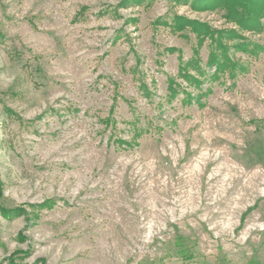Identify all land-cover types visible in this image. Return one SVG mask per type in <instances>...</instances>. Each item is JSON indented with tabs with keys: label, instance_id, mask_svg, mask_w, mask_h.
I'll return each mask as SVG.
<instances>
[{
	"label": "rangeland",
	"instance_id": "1",
	"mask_svg": "<svg viewBox=\"0 0 264 264\" xmlns=\"http://www.w3.org/2000/svg\"><path fill=\"white\" fill-rule=\"evenodd\" d=\"M223 1L0 0V264H264V17Z\"/></svg>",
	"mask_w": 264,
	"mask_h": 264
},
{
	"label": "trees",
	"instance_id": "2",
	"mask_svg": "<svg viewBox=\"0 0 264 264\" xmlns=\"http://www.w3.org/2000/svg\"><path fill=\"white\" fill-rule=\"evenodd\" d=\"M223 2H224L223 4L225 5V7L227 6L231 12L229 17L231 16L230 18H232L233 21L237 22V25L242 27L244 30L252 31L262 26L260 20L262 16L264 17V0L263 2L262 0H225ZM237 7L242 8V12L238 11ZM178 24H179V29L181 30L189 26V25H185L181 21H178L175 23V25H178ZM253 26H255L256 28H253ZM194 29L199 33V36H202L201 34H203V32L204 34H211V36L213 34V32L209 28H207L204 31L202 29H197V28H194ZM225 55H226V50H224V56ZM215 61L218 65V69H217L218 71V70L224 69L226 62H227V65H229L228 63L230 60L227 58V56H225V60L223 61V63H221L218 61V59H216V56H213L211 63ZM196 74H197V77L195 75H191V73H188L184 69V72L182 73V77L188 82L190 86H194L195 88H197L201 85L200 76L203 75L204 72L198 68V71ZM177 93L178 92L175 89H172L170 91L171 98H175L177 96L176 95ZM136 136L139 137L141 135L136 134ZM2 190H3V187H2L1 176H0V199L2 197ZM0 212L3 215L9 217L13 215L14 216L22 215L21 213H23L24 211H22L21 209H13V210L5 209L0 203Z\"/></svg>",
	"mask_w": 264,
	"mask_h": 264
}]
</instances>
